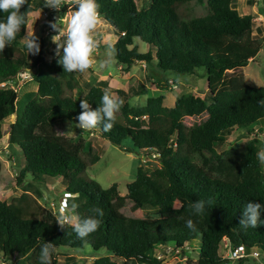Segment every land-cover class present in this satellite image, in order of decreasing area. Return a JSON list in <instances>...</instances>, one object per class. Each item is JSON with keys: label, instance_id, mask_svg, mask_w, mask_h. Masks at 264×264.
<instances>
[{"label": "trees", "instance_id": "trees-1", "mask_svg": "<svg viewBox=\"0 0 264 264\" xmlns=\"http://www.w3.org/2000/svg\"><path fill=\"white\" fill-rule=\"evenodd\" d=\"M191 1L203 0H146L140 8L134 0H97L101 22L115 36L109 49L115 51L120 70L127 71L141 61L145 66L153 63L157 70L179 74L197 75L196 70L202 69L206 81L203 97L185 92L170 107L162 105V95L147 97L143 105L129 106L127 92L118 90L116 97L124 103L114 127L110 131L102 126L88 130L91 135L96 130L99 137L116 145L128 139L126 151L152 152L157 159L158 167L148 172L141 166L136 168L124 195L118 193L116 184L103 188L86 176L87 164L81 156L84 145L49 126L58 119L78 124L80 101L86 99L93 109L98 107L102 90L108 89L106 82L98 81L81 92L76 73H63L57 56L46 58L42 38H38L40 52L28 53L25 42H21L28 35L25 25L0 53V82L14 83L18 73L34 70L30 75L35 93L7 129V146L16 147L23 159L15 183L26 178L30 185L44 186L60 178L64 182L62 192L73 200L74 216L92 215L96 207L104 211L98 230L79 239L73 224L65 223L62 230L51 212L38 217L27 190L9 202L0 199L3 257L16 254L25 264H39L40 245L45 240L55 243L56 248L88 245L95 251L104 249L122 264H159L154 255L156 245L169 244L172 250L181 251L197 235L194 264H221L217 250L223 238L230 246L241 244L246 252L254 248L264 254V225L239 226L247 202L264 204V173L255 155L258 150L251 139L215 150L220 143L215 134L227 135L233 129L250 133L252 128L245 125L264 119V107L257 103L264 99V87L244 83L240 71L257 54L261 39L252 33V16L239 14L231 6L234 0H204L203 15L187 16ZM37 2L28 0L21 12L33 11ZM5 15L0 13V19ZM138 42L146 44V50L139 51ZM130 90L134 95L141 93ZM16 99V90L0 87V121L14 113ZM185 119H189V126ZM97 159L94 154L90 162ZM198 200L211 201L202 215L193 214L189 207ZM132 205L150 207L162 215L150 222L145 214L119 215ZM187 219L194 221V231L185 226ZM91 264L119 263L104 255ZM237 264L257 263L244 257Z\"/></svg>", "mask_w": 264, "mask_h": 264}, {"label": "rangeland", "instance_id": "rangeland-1", "mask_svg": "<svg viewBox=\"0 0 264 264\" xmlns=\"http://www.w3.org/2000/svg\"><path fill=\"white\" fill-rule=\"evenodd\" d=\"M134 1L137 8L146 5V0ZM43 6L44 0H38L36 8L31 11V15L27 18L24 32L28 35L34 32L38 38H42L46 58L52 59L56 56V45L51 40L53 34L47 36L44 34L50 20H45L41 16L42 11L48 9ZM231 6L239 14H249L252 16V33L261 39V46L257 54L252 60L248 61L245 67L240 69L243 74V81L250 86L264 87V0H234ZM188 7L189 12L187 16H199L206 12L204 0L200 3L191 1L188 3ZM74 8L75 0H65L63 8L59 12L55 11L58 17L65 16L63 26L66 27ZM102 25L103 23L100 22L93 33L97 41V48L93 54L94 63L92 67L84 73H76L81 92H85L92 84L105 80L109 91L115 94V96H117L118 90L127 92L126 101L129 106H140L145 103L147 97L162 95V105L166 107L172 106L174 99L182 93L192 92L194 95L200 97H203L207 93L202 69L196 70L197 75L179 74L172 71L157 70L152 65L153 63L145 66L143 62L138 61L132 64L128 71H122L115 60L109 65L101 67V62L108 59L107 53L110 51V45L115 40V36L109 30L110 28L108 29ZM257 28H259V31H257ZM55 34L57 35V33ZM21 42H25V39L23 38ZM137 46L139 51L146 50V44L142 42H138ZM29 58H32V56L30 55ZM27 73L20 72L16 75L17 77L13 83V89L17 92L14 113L0 121V199L9 202L13 196L18 195L22 190H27V193L35 201L36 207H33L35 204L31 206L34 210L36 209L38 217L49 211L59 222V204H62V200H64L65 209L68 211L67 215L69 214V217L74 216L72 213V198L67 196L63 199L66 196L62 192L64 182L60 178H56L50 184L38 186L34 183L28 184V180L25 178L23 182L16 184L15 176L23 164V159L16 147L7 146L6 144L8 124L18 119L22 106L35 93V84ZM140 85L141 88H139ZM6 86L9 87V84H6ZM130 88L141 91V93L134 95V92H131ZM70 121L76 124L73 120L58 119L50 123L49 126L55 133L70 138L72 142L84 145L81 156L87 164L85 175L94 179L101 187L105 188L114 183L116 184L118 193L124 195L126 193L125 185L133 179L138 166H141L147 172L158 167L157 159L152 152L140 151L137 153L126 151L124 148L130 147L128 139L122 140L119 145L115 146L99 137L96 130H93L95 134L90 135L88 131L83 132L80 128H75L74 126L69 128ZM185 123L189 126V119H185ZM245 126L249 129L252 128L250 133H247L243 129H233L227 135L220 136L215 134V138L220 141L215 146V150L221 151L248 139H251L258 151L264 148V133H261V129L264 130V119L252 124H246ZM3 145L5 147L1 149ZM94 154L98 156V159L91 163L90 158ZM262 171L264 173V166H262ZM143 214H145L146 221L148 222L154 221L162 215L153 208L145 207L139 209L133 205L119 212L121 217H142ZM67 223L73 224L74 221ZM198 240L199 236L197 235L191 243L184 244L181 251L178 249L172 250L169 244L165 246L156 245L154 248L155 259L159 261V264H194ZM222 243L221 240L218 246V254L223 252ZM167 248L171 249L168 250ZM104 255H108L110 259L122 264L121 259L108 254L104 249L95 251L88 245H84L80 249L56 248L54 258L55 264H91L94 258ZM262 259H264V254L260 252L259 260ZM0 264H25V262L20 261V256L16 254H12L9 257H3L0 254ZM126 264H130V262H126Z\"/></svg>", "mask_w": 264, "mask_h": 264}, {"label": "clouds", "instance_id": "clouds-1", "mask_svg": "<svg viewBox=\"0 0 264 264\" xmlns=\"http://www.w3.org/2000/svg\"><path fill=\"white\" fill-rule=\"evenodd\" d=\"M64 2L65 0H44L43 7L59 12L64 6ZM25 4H28V0H0V13L6 14L3 19H0V53H3L5 48L12 44L27 23L31 12L29 10L21 12V8ZM99 7L97 0H75V10L71 12L66 27L63 26L65 16L55 17L54 21L48 22L49 27L57 33L51 37V40L56 45L55 55L58 57V65L63 68V73H84L92 67L93 54L97 48V41L93 33L101 22ZM25 45L31 55L40 52L38 37L34 32L25 36ZM107 55L108 59L101 62V67L109 65L114 60L115 51L111 50ZM102 92L100 103L95 109L86 99L80 101L81 113L76 117L79 123L73 124L70 121L69 128L74 126L85 132L98 126H102L104 131H110L114 127L116 113L120 111L124 101L118 99L107 88ZM257 103L260 107H264V99H260ZM255 155L260 165L264 166V148L257 151ZM210 203V200H198L192 202L189 207L193 214L202 215L205 212L206 204ZM92 213L84 218H80L78 214L71 217L62 216L57 224L63 230L66 222L74 221L73 231L79 239H86L98 230L104 215L103 209L99 207L93 208ZM262 213H264V204L255 201L247 202L243 207L239 226L246 229L264 225V220L261 219ZM185 226L190 230H195L192 219H187ZM55 250V243L43 240L40 245L39 264H52Z\"/></svg>", "mask_w": 264, "mask_h": 264}, {"label": "built area", "instance_id": "built-area-1", "mask_svg": "<svg viewBox=\"0 0 264 264\" xmlns=\"http://www.w3.org/2000/svg\"><path fill=\"white\" fill-rule=\"evenodd\" d=\"M55 11L56 10H54V9L48 8L47 10L42 11L41 16H43V18L45 20L49 19L50 21H53L55 17H58L55 14ZM44 34L46 36L52 35V34L56 35L55 32L49 27V25L45 29ZM27 74L30 75V72H28ZM23 77L26 78L27 76H23ZM15 79H16V77H15ZM6 84H9V87L13 88L12 80L6 81V82H0V87H4ZM89 134L91 135V133H89ZM3 147H5V145H3L1 147V149ZM63 193H65V192H63ZM64 195H66V196L64 198L62 197L63 199H65L68 196L67 193H65ZM62 201H61L62 204H59V210H60V214L58 215L59 220L62 216H68L69 217V214L67 215L68 211L65 209V206H64V200H62ZM67 224H69V223H67ZM221 247L223 250V252H221L219 254L220 258L222 259L221 264H237V260L244 258V257L252 258L257 264H264V259L259 260L260 252H258L259 250H257V249L251 248L246 252L243 245L239 244L236 246H230L229 243L227 242V240H225L223 242ZM167 249L170 250L171 248H167ZM175 250H177V249H175Z\"/></svg>", "mask_w": 264, "mask_h": 264}, {"label": "crops", "instance_id": "crops-1", "mask_svg": "<svg viewBox=\"0 0 264 264\" xmlns=\"http://www.w3.org/2000/svg\"><path fill=\"white\" fill-rule=\"evenodd\" d=\"M118 67H120V65H118ZM129 70V69H128ZM127 70V71H128ZM103 81H105V80H103ZM106 82V81H105ZM106 85L108 86V84H107V82H106ZM24 106V105H23ZM23 106H22V108H23ZM261 133H264V130H262L261 129ZM222 240V242H224L226 239L225 238H223V239H221ZM223 244V243H222ZM217 253H218V250H217Z\"/></svg>", "mask_w": 264, "mask_h": 264}, {"label": "water", "instance_id": "water-1", "mask_svg": "<svg viewBox=\"0 0 264 264\" xmlns=\"http://www.w3.org/2000/svg\"><path fill=\"white\" fill-rule=\"evenodd\" d=\"M106 47H107V46H106ZM30 72H31V74H33V73H34V70H31ZM114 145L117 146L116 144H114Z\"/></svg>", "mask_w": 264, "mask_h": 264}]
</instances>
